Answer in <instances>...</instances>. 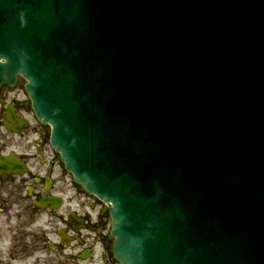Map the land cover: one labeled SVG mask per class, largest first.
Returning a JSON list of instances; mask_svg holds the SVG:
<instances>
[{
  "label": "water",
  "instance_id": "obj_1",
  "mask_svg": "<svg viewBox=\"0 0 264 264\" xmlns=\"http://www.w3.org/2000/svg\"><path fill=\"white\" fill-rule=\"evenodd\" d=\"M128 5L0 0V77L29 81L76 182L112 204L121 264H264V87L207 75L168 97Z\"/></svg>",
  "mask_w": 264,
  "mask_h": 264
},
{
  "label": "flooded vegetation",
  "instance_id": "obj_2",
  "mask_svg": "<svg viewBox=\"0 0 264 264\" xmlns=\"http://www.w3.org/2000/svg\"><path fill=\"white\" fill-rule=\"evenodd\" d=\"M21 93L0 88V264H116L108 208L73 183Z\"/></svg>",
  "mask_w": 264,
  "mask_h": 264
},
{
  "label": "rangeland",
  "instance_id": "obj_3",
  "mask_svg": "<svg viewBox=\"0 0 264 264\" xmlns=\"http://www.w3.org/2000/svg\"><path fill=\"white\" fill-rule=\"evenodd\" d=\"M89 264H100L99 261L97 259H95L94 261H92L91 263Z\"/></svg>",
  "mask_w": 264,
  "mask_h": 264
}]
</instances>
